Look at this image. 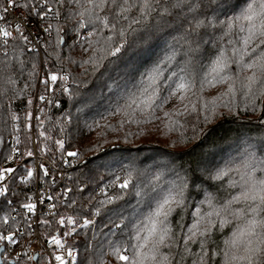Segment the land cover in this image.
<instances>
[{
  "label": "snow or ice",
  "instance_id": "6c2138e0",
  "mask_svg": "<svg viewBox=\"0 0 264 264\" xmlns=\"http://www.w3.org/2000/svg\"><path fill=\"white\" fill-rule=\"evenodd\" d=\"M10 7L20 9V14L11 21L8 20ZM220 16L225 19L221 20ZM33 21L39 23L29 31L26 24ZM69 24L71 28L67 27ZM169 30L179 33L172 36L175 43H169V50L163 58L139 72L138 80L136 72L139 69L135 65L131 69L119 65L110 69L103 63L113 57L115 59L108 60V63L116 64L128 47L147 43L154 35ZM217 30L220 35L214 36ZM70 35L75 41L73 45L68 44ZM81 36L83 40L79 39ZM76 45L82 49L86 46V50L94 54L79 62L71 55H62L66 47ZM206 45H211L215 51L209 52L207 70L201 73L198 69L202 66V54L208 51ZM180 56H183L182 62L177 60ZM66 65L80 68L89 65L92 75L100 73L97 79L101 83H104L105 75L112 80V83L104 84L115 98L107 111L109 115L122 117L120 127H124L125 120L128 124L151 123L157 110L173 97L178 98L183 108L165 112L164 118L169 130H180L181 136L186 120L182 122L173 117L194 115L198 122L202 118L203 124L207 125L215 121L221 110H227L229 114L241 109L245 113H260L258 123L264 126V0H243V5L242 0H216L213 7H209L205 0H19L16 3L0 0V99L8 101L3 106L8 117L4 123L11 122L9 135L16 145H10L9 155L5 158L13 159L19 153L17 146L21 143V131L25 132L27 142L24 153L20 154V166L0 169V183L6 178L15 181L17 174L22 183L38 181L41 177L37 168L42 170L43 177L51 176L54 181L57 163L54 156L48 158L47 167L43 162H34L36 167H27L23 158L34 157L36 150L42 155L58 151L62 163H69L64 158L66 154L76 159L78 166L87 167L88 162L81 161L79 151L67 149L74 139L70 128L78 118L68 112L52 120L43 105L59 109L57 91L77 106V112L91 110L100 100L111 98L105 97L102 89L99 94L84 91L82 85L87 81L75 76ZM42 66L45 69L43 78L40 76ZM173 66L177 70L165 75L166 68ZM113 72L123 73L125 82L122 84L112 75ZM88 74L86 69L84 75ZM129 77L134 81L131 87L127 85ZM21 81H24L22 86ZM37 81L43 85L44 91L38 94L42 103L37 105L40 115L35 116L36 126L43 128L46 121L51 126L38 132V137L45 141L43 146L36 144L31 148L28 145L32 143L33 99L30 94L26 99L23 129L18 127L20 116L10 105L13 99L24 98L27 89L35 87ZM216 86H224L225 90L212 99L206 98V89ZM165 89L167 96L162 95ZM103 118L107 119V116ZM87 127L91 129L92 126ZM57 131L59 136L54 137L53 132ZM196 131L194 127L193 132ZM261 131L258 144L247 142L239 164L234 161L223 166L205 163L200 167L199 175L197 169H192L190 174L185 169L184 175L176 173L178 180L163 183L157 174L155 182L147 188L134 183L138 173L131 165L122 168L121 174L111 171L110 164L105 165L114 178L99 188L95 203L89 198L88 207L82 206L75 217L61 216L59 224L71 226L64 232V237L80 234L76 226L86 230L85 236L91 233L92 258L87 259L86 264H106L107 256L117 264H217V261L219 264H264V127ZM124 142L127 143L126 137ZM2 144L0 140V146ZM232 173H236L239 179H233ZM225 177L229 178L228 187H238L239 193L217 204V196L205 192L204 199L190 214L191 223H187L191 190L195 188L199 193L201 188L198 185L205 181L222 182ZM9 192L10 188L0 186V198H3L0 212L10 216L17 209L11 207L13 201L8 199ZM12 195L17 194L13 192ZM130 196L135 197V204L127 199ZM39 203H44L43 195ZM76 203L69 200L68 206ZM238 204H247L248 208H236ZM20 206L35 216L37 204L31 197ZM55 207L53 204L50 209ZM49 214L58 215L50 210ZM174 217H177L175 221ZM11 219L15 221L16 217L11 216ZM232 219L243 223L238 224L231 237L222 242L221 248L217 245V230L222 231ZM8 223V218H4L3 224L7 226ZM39 223L47 225L48 221L41 219ZM28 228L35 236L29 245L40 243L36 228L31 223ZM24 234L20 232L19 236ZM17 243V233L10 227L0 231V257H3L0 264H7L8 253ZM48 244L55 246L51 255L56 264H67L65 252L72 258V264H79V260L72 256L71 247L59 236H51ZM84 247L87 251L88 243ZM20 255L27 253H17V257ZM29 259L37 260V257ZM12 264H19V260Z\"/></svg>",
  "mask_w": 264,
  "mask_h": 264
},
{
  "label": "trees",
  "instance_id": "16d2710c",
  "mask_svg": "<svg viewBox=\"0 0 264 264\" xmlns=\"http://www.w3.org/2000/svg\"><path fill=\"white\" fill-rule=\"evenodd\" d=\"M19 2V0H18ZM209 7H213L216 0H205ZM250 2V0H248ZM243 5V0H242ZM232 13H229L231 15ZM220 19H225L224 16H220ZM71 28V24L67 25ZM187 27V25H185ZM86 34V33H85ZM173 35H179V33L169 30L163 34H156L147 43H137L134 47H128L121 55V58L116 64H109L108 60L115 58L108 57L103 63L110 69H114L119 65L123 68L128 66L129 69L135 65L139 71L136 72V79H139V72H143L145 67H150L157 60L164 57L165 52L169 50V43H175L172 40ZM219 30L214 33V36H219ZM83 40L84 37H79ZM96 39V37H92ZM132 39V37H130ZM236 39V37H233ZM227 43V38H225ZM69 45L75 44V41L71 39V35L68 40ZM176 47L179 48V44L176 43ZM208 51L202 54L201 67L198 69L201 73L207 70L206 66L209 63V52L214 53V49L211 45L205 46ZM94 53L91 50H86V46L82 49L79 45L74 48H65L62 55H71L77 62L80 60H87L88 57ZM177 60L182 62L183 56L177 57ZM66 67L74 73L78 78L87 81L82 85V89L86 92L100 93L101 89L105 97L111 99H102L91 110L85 112H77V106L69 101L67 96H61L59 91L56 92V96L59 99L60 108L44 106L45 112L52 120H56L63 116L64 113L71 112L73 117H77V123H74L70 131L74 133V139L67 145L69 151H79L81 161H87V167L78 166L76 159L71 158L68 164H64L60 161V153L58 151L46 152L42 155L38 150L35 151L39 159H46L49 161V157L55 158L57 167L66 169L68 174L66 177L56 179L54 181H46V184L50 187L53 199L56 204V213L58 215L41 217L38 220V227L40 236L42 239H49L53 235L64 237V232L71 226H61L59 220L61 216L72 215L76 216L83 206L88 207L89 198H92V203H95V198L99 196V188L108 183L109 180L114 177L109 174V170L105 168V165L110 164L112 166L111 171L121 174L120 170L125 166L131 165L137 170L138 178L134 180L141 184L142 187L147 188L150 184L155 182V177L159 174L162 179L161 183L166 181L178 180L177 172L181 175L185 174V169H188L190 174L192 169H197V175H199L200 167L207 163L212 165L223 166L228 161H234L236 164L240 163L242 153L247 142L259 143L262 135V127L258 123V116L260 113L252 114L251 112L245 113L242 109L239 112L233 111L229 114L227 110H221L220 115L214 122L204 125L202 118L198 122L197 117L189 115L188 117H173V119H179L182 122L186 120V127L183 129L184 135L181 136V131L173 128L169 130L168 121L164 118L165 112H175L183 108V104L178 98L173 97L168 103L164 104L163 108L157 110L155 118L151 123L143 124H128L125 120L124 127H120L121 116H114L108 114V107L113 97L107 87L104 84L112 83V80L107 78V75L103 78L104 83H101L97 77L100 73L95 75L91 74V67L86 65L85 68H80L77 65H66ZM88 71V75H84L85 71ZM177 70L175 66L173 68H166L165 75L170 71ZM233 72H235V66H233ZM103 71V69H101ZM45 69L43 66L40 70V76L43 78ZM112 75L120 79L123 84L125 77L123 73L113 72ZM24 81H21V86ZM134 81L128 78L127 85L131 87ZM224 86L208 87L204 93L205 97L212 99L218 94L224 91ZM43 85L37 81L35 87H29L25 93V97L22 99H13L11 101V107L20 116L18 127H24V116L26 110V99L29 94L33 99L32 115L33 125L32 143L28 147L35 148L36 144L43 146L42 137H38L39 131H45L51 125L48 121L45 122L43 128L36 126L35 116L40 115L37 105L41 104L38 100V94L43 92ZM167 90H162V95L167 96ZM51 95V93H49ZM242 103V100H241ZM8 104L6 99H0V140L3 141L0 146V168H13L16 169L22 163L20 154L24 153L26 146L25 132L21 131L19 138L21 143L17 146L19 153L13 159H6L9 155L10 145L14 144L13 138L9 135L11 132V122L5 125L4 121L8 119L7 114L3 112V106ZM103 114V115H101ZM107 116V119L103 117ZM43 119V116H41ZM97 122L99 126H97ZM78 124V128H77ZM91 125V129L87 127ZM196 127L197 131L193 132V128ZM7 128V130H5ZM54 137H58L59 133L53 132ZM125 137L127 143L124 142ZM12 140L13 143L8 142ZM257 149V155H259ZM66 159V154L65 157ZM27 161V167H34V161L32 158L25 156L23 158ZM42 162V161H39ZM232 178L238 180L239 177L236 173H232ZM211 185V186H210ZM229 178L225 177L222 182L205 181L202 185H198L201 191L198 193L193 188L189 194V216L187 223H191V212L195 211V208L199 206V201L204 199L205 192L214 193L217 196V204H222L226 199H230L232 195L239 193V188L231 189L228 187ZM34 181L32 183H22L20 176L17 174L15 181L11 178H7L4 181L3 187L10 188V192L7 194L8 199L13 201L11 207L17 209V211L11 212L9 216L7 213L0 212V231H3L4 227H10L13 231L20 228L25 233L19 237L20 245L28 237V223L25 222L24 209L20 206L23 202H28V198L32 197ZM67 189H72L68 192ZM83 189V191H80ZM15 192L17 195L13 196ZM131 204L136 203L134 196L127 197ZM3 198H0L2 201ZM69 200H75L77 203L73 206H68ZM236 208L247 209V204L235 205ZM207 211V208L204 209ZM23 214V215H21ZM11 216H15L13 221ZM8 218V225L3 224V219ZM45 219L48 221L47 225H40L39 221ZM174 221L177 217L173 218ZM243 221L235 219L231 220L222 231L217 230L216 240L217 245L223 248V241L230 238L232 232L236 230L238 224H242ZM76 231L80 234H70L67 236L68 245L77 249L76 258L79 260V264H86L87 259H91V233L85 236L83 233L86 230L80 229L76 226ZM119 239V237H118ZM88 243L89 248L85 250V244ZM3 259V257H1ZM14 260L8 253L7 264H12ZM47 259L44 255L38 254L37 260L23 259L19 261V264H46ZM106 264H117V262L111 257H106ZM219 264V261H217Z\"/></svg>",
  "mask_w": 264,
  "mask_h": 264
},
{
  "label": "built area",
  "instance_id": "2783aa9c",
  "mask_svg": "<svg viewBox=\"0 0 264 264\" xmlns=\"http://www.w3.org/2000/svg\"><path fill=\"white\" fill-rule=\"evenodd\" d=\"M13 2L16 3V2H18V0H13ZM19 14H20L19 8L13 10L10 7L8 9V20L9 21L13 20V18L17 17ZM38 23H39L38 21H33L30 23H27L26 28L29 31H31L33 28L37 27ZM33 38H35V37H33ZM8 142H11V144L13 143L12 140H8ZM31 158L34 162L42 161L46 167L49 166V161L46 159H39L36 153H35L34 157H31ZM66 159L68 161L71 160V158L67 157V156H66ZM34 167H36V163H34ZM4 168H6V167L2 166L0 169H4ZM37 172L39 173L41 178L38 181H34L33 194L31 197L32 202H35L37 204L36 214H35V216H33L32 214L27 213L26 209H24V213H25V218H27V223H31L33 225V227L36 228L37 234L40 235L39 227H38V220L41 217L52 216L49 214V210L51 211V213L55 214L56 213V207L50 209V206L55 204V201H54V199H52V200L47 199L48 196H52V192H51L50 187L46 184V181H53V178L51 176L50 177H43L42 170H40L39 168H37ZM67 174H68V172L66 169L59 168L56 165L54 166L55 180L60 179L63 176L66 177ZM0 186H4V182L0 183ZM41 195H43V198H44L43 204L39 203ZM42 213H43V215H41ZM28 231H29V235L22 242V246L20 245V241H19V237H20L19 233L23 232V230L18 228L14 231L17 233L18 243L16 245L12 246V249L9 251L10 255L12 256V259L14 261L17 259L19 261H21L23 259H29V257H31V256L42 254L46 257L47 261H51V264H56L54 258L51 255L53 248L55 246H54V244L52 246H50L48 244V240L51 237L49 239L44 240L40 236V241H41L40 243H34L32 245H29V241L34 240L35 236H33L31 234V230L29 228H28ZM59 237L62 238V240H64V242L66 243L67 246H69L67 237H61V236H59ZM69 247H71V249H72V256L76 258L77 253H78L77 249L75 247H72V246H69ZM25 252L27 253V255H20L19 257H17V253L22 254ZM63 255H64L65 260L67 261V264H72V258L68 257L66 252L63 253Z\"/></svg>",
  "mask_w": 264,
  "mask_h": 264
},
{
  "label": "water",
  "instance_id": "95a60500",
  "mask_svg": "<svg viewBox=\"0 0 264 264\" xmlns=\"http://www.w3.org/2000/svg\"><path fill=\"white\" fill-rule=\"evenodd\" d=\"M34 256H36L37 257V255H34ZM0 260H2V258L0 257Z\"/></svg>",
  "mask_w": 264,
  "mask_h": 264
}]
</instances>
